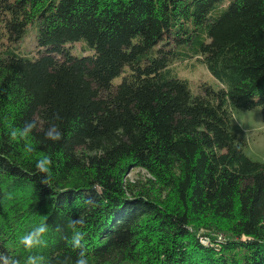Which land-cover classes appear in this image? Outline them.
<instances>
[{
	"label": "trees",
	"instance_id": "1",
	"mask_svg": "<svg viewBox=\"0 0 264 264\" xmlns=\"http://www.w3.org/2000/svg\"><path fill=\"white\" fill-rule=\"evenodd\" d=\"M198 63L214 81L194 89ZM255 107L264 0H0V264H75V219L88 264H264V161L231 128Z\"/></svg>",
	"mask_w": 264,
	"mask_h": 264
},
{
	"label": "rangeland",
	"instance_id": "2",
	"mask_svg": "<svg viewBox=\"0 0 264 264\" xmlns=\"http://www.w3.org/2000/svg\"><path fill=\"white\" fill-rule=\"evenodd\" d=\"M37 28L30 26L21 40L17 42L24 52L29 54H38L37 46ZM173 41V40H172ZM75 52H79V44H77ZM65 54L61 53V57ZM183 75L189 78L194 89H197L198 83L201 81H214V76L204 64H196L195 66H188ZM231 128L243 137L246 144V152L253 159L264 161V119L261 107H255L246 110H235L232 120ZM145 170L139 167L132 168L129 172L131 178L145 174Z\"/></svg>",
	"mask_w": 264,
	"mask_h": 264
},
{
	"label": "clouds",
	"instance_id": "3",
	"mask_svg": "<svg viewBox=\"0 0 264 264\" xmlns=\"http://www.w3.org/2000/svg\"><path fill=\"white\" fill-rule=\"evenodd\" d=\"M55 120L61 119L57 113L54 117ZM38 123L36 120L28 121L24 124L22 128H13L10 133V139H26L34 129H37ZM45 139L51 140L53 142H58L63 138V133L56 123H50L48 128L44 130ZM26 150L31 152L33 149L30 145H26ZM51 159L47 156L39 159L36 163V169L39 173L44 174V178L41 179V183L48 184V178L51 175ZM92 203L91 200L87 201ZM84 221L82 219L72 220L68 227L73 230V235L70 242L71 247L74 250H79L75 264H88V259L86 256L85 247L82 243L84 238V233L76 230L77 225H83ZM48 228L46 224H40L34 227L31 231L27 232L20 237V244H22L26 249H31L40 245L41 241L46 245V241L43 239L44 234L47 232ZM4 256V255H0ZM13 264H19L18 260H15ZM25 264H35L34 256H29L25 261Z\"/></svg>",
	"mask_w": 264,
	"mask_h": 264
},
{
	"label": "built area",
	"instance_id": "4",
	"mask_svg": "<svg viewBox=\"0 0 264 264\" xmlns=\"http://www.w3.org/2000/svg\"><path fill=\"white\" fill-rule=\"evenodd\" d=\"M221 237V236H220ZM205 241H207L208 242V239H205Z\"/></svg>",
	"mask_w": 264,
	"mask_h": 264
}]
</instances>
